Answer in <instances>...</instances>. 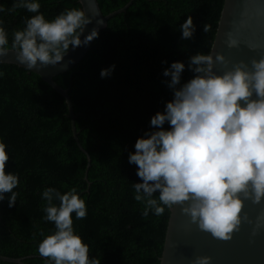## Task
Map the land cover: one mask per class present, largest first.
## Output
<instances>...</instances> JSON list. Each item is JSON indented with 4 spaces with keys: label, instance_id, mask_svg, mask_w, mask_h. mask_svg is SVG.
Returning a JSON list of instances; mask_svg holds the SVG:
<instances>
[{
    "label": "trees",
    "instance_id": "obj_1",
    "mask_svg": "<svg viewBox=\"0 0 264 264\" xmlns=\"http://www.w3.org/2000/svg\"><path fill=\"white\" fill-rule=\"evenodd\" d=\"M130 1L97 0L103 15ZM223 2L133 0L107 22L76 66L53 78L68 90L89 168L74 141L64 98L38 75L0 64V141L9 155L5 170L20 179L13 190L18 193L16 206L9 208L7 199L0 202V256L47 264L37 246L40 233L52 234L55 226L44 220L42 192L49 187L61 193L76 188L86 202L87 216L77 220L73 214V227L89 246L90 257L101 259V264H159L170 208L162 216L152 211L143 215L144 205L134 199V183L140 182L137 167L128 163V155L136 139L149 130L150 117L172 98L163 70L174 61L184 62V83L193 76L187 70L189 57L209 55ZM39 3L48 20L65 9L82 10L78 0ZM12 4L0 0L6 9ZM32 15L22 8L0 13L10 41ZM189 15L196 31L192 39L183 40L179 26ZM110 65H115L114 72L101 78V69Z\"/></svg>",
    "mask_w": 264,
    "mask_h": 264
},
{
    "label": "clouds",
    "instance_id": "obj_2",
    "mask_svg": "<svg viewBox=\"0 0 264 264\" xmlns=\"http://www.w3.org/2000/svg\"><path fill=\"white\" fill-rule=\"evenodd\" d=\"M21 8L35 15L12 33L11 41L0 20V56L12 50L28 69L38 63L56 65L70 48L98 38L94 28L81 39L92 20L76 8L48 20L40 13L39 0H13L11 8L0 6V13ZM179 27L180 39L193 38L196 26L190 15ZM203 31H208L207 25ZM215 60L225 63L220 55ZM213 64L210 55L189 57L187 70L193 76L184 83V62L174 61L163 70L172 98L150 117L149 130L136 139L128 163L137 167L140 182L134 183V199L144 205V216L149 211L162 216L166 207L179 204L200 231L228 241L239 230L243 200H264V54L249 63L240 61L223 74L214 72ZM114 70L115 65L101 69V78ZM8 161L6 144L0 141V202L7 199L12 208L20 179L6 172ZM42 199L44 220L55 226L52 234L40 233L43 238L37 246L47 264H101V259L89 256V246L73 227V214L77 220L87 216L77 189L61 193L49 187ZM193 264H211V257L196 256Z\"/></svg>",
    "mask_w": 264,
    "mask_h": 264
},
{
    "label": "water",
    "instance_id": "obj_3",
    "mask_svg": "<svg viewBox=\"0 0 264 264\" xmlns=\"http://www.w3.org/2000/svg\"><path fill=\"white\" fill-rule=\"evenodd\" d=\"M132 1L115 12L103 15L97 0H78L82 11L92 20V23L85 27L81 39L83 40L84 36L94 28L99 33L113 16L124 13ZM94 40L88 45L70 48L64 60L56 65L43 66L38 63L33 69L19 64L16 53L12 50L0 56L1 65L18 66L38 75L64 98L73 138L80 152L86 157L87 168L91 160L77 138L74 127L75 115L68 90L58 86L53 78L76 66L86 55ZM230 42H235V46L230 47ZM262 54H264V0H224L209 53L214 61L213 71L223 74L234 64L240 61L249 63L253 58L259 59ZM217 55L223 56L225 63L216 62ZM85 180H87L86 175ZM196 256L211 257V264H264V200L260 203L243 200L239 230L234 232L228 241L215 239L209 233L200 231L197 225L191 222L190 217L182 212V205L177 204L170 208L159 264H193ZM22 260L24 258L0 256V261L5 263L23 264Z\"/></svg>",
    "mask_w": 264,
    "mask_h": 264
}]
</instances>
